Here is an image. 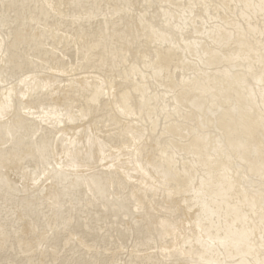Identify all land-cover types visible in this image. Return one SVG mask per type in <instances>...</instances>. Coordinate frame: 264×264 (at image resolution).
<instances>
[{"label": "bare ground", "instance_id": "6f19581e", "mask_svg": "<svg viewBox=\"0 0 264 264\" xmlns=\"http://www.w3.org/2000/svg\"><path fill=\"white\" fill-rule=\"evenodd\" d=\"M0 264H264V0H0Z\"/></svg>", "mask_w": 264, "mask_h": 264}]
</instances>
